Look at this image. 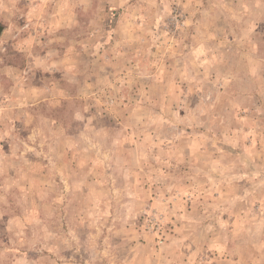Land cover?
<instances>
[{
    "label": "rangeland",
    "instance_id": "374dc122",
    "mask_svg": "<svg viewBox=\"0 0 264 264\" xmlns=\"http://www.w3.org/2000/svg\"><path fill=\"white\" fill-rule=\"evenodd\" d=\"M0 24V264H264V0Z\"/></svg>",
    "mask_w": 264,
    "mask_h": 264
},
{
    "label": "water",
    "instance_id": "95a60500",
    "mask_svg": "<svg viewBox=\"0 0 264 264\" xmlns=\"http://www.w3.org/2000/svg\"><path fill=\"white\" fill-rule=\"evenodd\" d=\"M3 30H4V27L0 24V36H1L2 32H3Z\"/></svg>",
    "mask_w": 264,
    "mask_h": 264
}]
</instances>
